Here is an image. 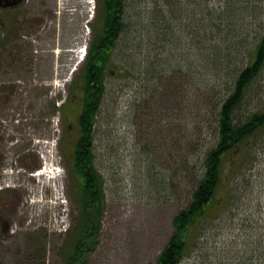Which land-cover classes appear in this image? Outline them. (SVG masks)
<instances>
[{
	"label": "rangeland",
	"instance_id": "374dc122",
	"mask_svg": "<svg viewBox=\"0 0 264 264\" xmlns=\"http://www.w3.org/2000/svg\"><path fill=\"white\" fill-rule=\"evenodd\" d=\"M99 1L94 0L91 6L85 0H68L62 7L61 0L31 2L33 21L42 25L30 40L32 53L37 67L44 63L47 79L39 83L36 75L30 74L19 90L34 110L33 146L27 156L30 163L37 161L40 167V154L51 149L55 156L59 155L63 171L57 189L46 181L40 188L27 175L20 182L19 191L29 193L26 203L32 207L24 231L29 233L33 247L31 264H68L72 246L81 238L83 200L76 196L79 187L70 171L68 151L60 148L62 111L56 107L63 95L69 96L72 81L81 74L84 60L68 75L79 49L83 44L87 49L95 36ZM139 4L138 0L131 4L128 13ZM259 22L252 24V33L245 41L251 42L259 31ZM187 46L181 50L169 45L158 49L179 65L160 59L158 72L153 67L156 77L148 70L145 48L132 51L126 42L118 41L108 56L110 63L100 75L103 90L91 131L93 164L100 175L103 194L102 210L94 226L86 228V242L82 245L86 255L81 251L70 264H154L171 235L172 217L188 203L202 172L200 162L176 171L175 149L181 147L193 155L197 148H210L217 141L214 113L218 95L196 88L200 80H213L215 74L206 72ZM191 60L194 62L190 64ZM163 73L169 80L157 78ZM222 74L219 81L224 83L229 78L225 77V69ZM80 107L77 102L75 111ZM263 107L264 68L242 99L235 120H244L247 112ZM45 120L48 128L43 127ZM63 122L66 126V120ZM228 154L229 151L222 155L219 165L223 183L217 190L224 199L209 205L197 220L198 227L190 230V236L198 232L197 241L184 254L181 264H228L240 260L249 264L250 259L259 264L264 259V133L238 155L237 165L225 176L230 165ZM164 177L169 185L167 193L162 186ZM230 192L231 199L227 200ZM89 240L91 246L87 245ZM13 243L19 246L18 242H8L6 246L14 248Z\"/></svg>",
	"mask_w": 264,
	"mask_h": 264
},
{
	"label": "trees",
	"instance_id": "16d2710c",
	"mask_svg": "<svg viewBox=\"0 0 264 264\" xmlns=\"http://www.w3.org/2000/svg\"><path fill=\"white\" fill-rule=\"evenodd\" d=\"M136 1L100 0L97 33L88 51L82 85L85 94L89 95L85 105L91 107L87 108L83 115L89 119L91 126L103 90L100 75L110 63L108 56L118 41L126 42L132 51L136 48H145L148 70L154 77L158 72L157 63L160 59L169 65L177 67L179 65L169 61L168 55H163V51H158L165 45L180 50L188 45L186 48L193 51L194 60L197 59L206 72H214L215 79L205 77L206 79L200 80L196 88H201L211 95H218L219 104L214 113L217 141L210 148L204 150L197 148L193 155L186 148V151L181 147L175 149L174 160L178 158L175 170L184 171L190 167L188 164L201 163V178L194 183V189L185 207H181L173 215L171 221L173 231L154 263L181 264L184 254L197 241L198 232L190 236V230L198 227L196 222L205 214L209 205L222 202L224 199L217 190L223 183L219 175L222 155L229 151L228 159L230 164L233 162L234 167L239 161L238 155L264 133V107L258 111L247 112L244 120L238 118V121L235 120L242 99L264 68V11H261L264 0H138L141 4L129 14L130 5ZM256 20L260 21L259 31L254 34L251 42L245 41V37L252 33L250 27ZM134 34L140 35L137 37ZM194 60L189 63H193ZM131 64L133 70H136L134 60ZM154 66L157 67L156 73ZM224 69L227 74L225 77L229 79L223 83L219 78L223 75ZM163 75L164 73L157 75V78L164 77L163 80H169ZM93 77L99 83V88L95 90V99L91 98L90 93L93 88L90 84ZM92 100H95L94 103ZM77 149L80 147L77 146ZM93 161V152L88 149L82 159L73 163L75 168L73 170L75 174L78 173L76 183L79 191L76 196L83 200L84 208L83 220L80 223L81 227L79 226L81 238L73 244L71 257L79 256L81 251L83 256L86 255V247L82 246L86 242V228L94 226L102 210L100 175ZM228 168L225 176L232 171ZM166 178H163L162 185L165 193L169 189ZM231 196L230 192L227 200L231 199ZM90 242L91 240L87 245L91 246ZM248 261L249 264H254L252 259ZM228 264H244V261ZM259 264H264V259Z\"/></svg>",
	"mask_w": 264,
	"mask_h": 264
},
{
	"label": "flooded vegetation",
	"instance_id": "af4514ba",
	"mask_svg": "<svg viewBox=\"0 0 264 264\" xmlns=\"http://www.w3.org/2000/svg\"><path fill=\"white\" fill-rule=\"evenodd\" d=\"M31 2L32 0H0V164L3 161L1 152L7 156L11 151L16 153L18 162L29 164L28 169L30 168L28 150L33 146L31 132L34 110L30 100H25L22 93L19 95V90L28 81L30 74L36 75L39 83H45L47 79L44 63L42 65L39 63L40 66L37 67L36 56L32 53L30 40L42 25L33 21ZM93 80L90 93L91 98L95 99V90L99 87L96 79ZM80 86L78 83L76 92L68 99L73 106L80 102L83 110L78 112L75 108L67 110L68 99L65 98L61 121L63 131L59 142L61 149L66 147L71 151L70 155L74 156L75 161L82 159L92 145L89 119L83 115L84 111L91 107L85 105L89 95H86ZM94 101L92 100L93 103ZM65 120L66 126L63 122ZM47 121L43 122V127L48 128ZM42 139L44 143L45 138ZM77 146L80 147L79 150ZM1 174L0 172V179ZM24 176V172H18L14 177L20 183ZM26 195L28 192L18 189L0 188V264H31V259L33 260L30 236L28 232H24L28 228L26 216L31 210L26 203ZM8 242H18L19 246L13 243L14 248L10 249L6 246Z\"/></svg>",
	"mask_w": 264,
	"mask_h": 264
},
{
	"label": "bare ground",
	"instance_id": "6f19581e",
	"mask_svg": "<svg viewBox=\"0 0 264 264\" xmlns=\"http://www.w3.org/2000/svg\"><path fill=\"white\" fill-rule=\"evenodd\" d=\"M68 2V0H61V2H59V7H62L63 4H66Z\"/></svg>",
	"mask_w": 264,
	"mask_h": 264
}]
</instances>
